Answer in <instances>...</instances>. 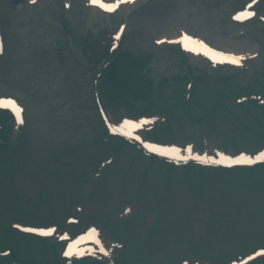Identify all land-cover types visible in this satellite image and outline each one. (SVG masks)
<instances>
[{"label": "rangeland", "instance_id": "rangeland-1", "mask_svg": "<svg viewBox=\"0 0 264 264\" xmlns=\"http://www.w3.org/2000/svg\"><path fill=\"white\" fill-rule=\"evenodd\" d=\"M245 1L247 0H202L200 5H194L191 0H168L165 12L158 16L157 21L152 19L154 21L145 27L139 21V11L132 15H130V11L125 13L123 17L130 15L131 19L128 28L127 50L144 61L142 62L144 74L157 81L148 92V98L144 97L138 101L129 99V103L135 107V110H145L155 104H160L159 101L161 100H168V95L161 96L163 92L159 101L157 98L151 99L164 88L159 89L164 76L170 80L174 74L181 75L185 72L187 68L185 65H190L187 59V62L182 58L180 59L173 49L154 48L151 42L153 38H159L163 35L175 36L177 34L176 29L187 28L206 36L211 42L228 50L254 51L257 47L254 41H248V39L244 41L231 40V34L234 33L232 31L236 29L232 30L229 25L222 24L212 15L213 11L240 7ZM60 7L57 4L41 3L36 10L25 11L15 0H0V18L11 16V11L17 10L18 12L17 18L10 19L7 23L6 29L9 41L11 40V46L8 57L0 61V93L10 95L13 92L25 102L31 119L30 126L25 131L28 132L25 141L32 136L33 142L30 147L34 146L37 141L36 151H42V146L50 147L48 151L51 152L50 162L53 163V167L49 165L47 170L55 177H60L64 173L75 176L86 174L88 169H92V166L98 162L103 152H97L101 142L95 136L99 126L92 103L88 63H86L82 53L78 51L73 37L75 36L78 40L84 33L81 30L84 27L93 31L104 28L112 29L114 22L101 17L95 11L75 10V13L79 15L77 19L74 17L75 15L63 16ZM173 27L175 28L174 31ZM68 30L71 31V34L67 32ZM260 32L264 35V30L258 28L257 33ZM259 46L264 45L260 42ZM249 76L254 75L249 74ZM237 82L244 85L245 79H237ZM105 90L110 91L109 84ZM228 93L230 99H235L241 94L238 87L230 88ZM198 99L201 105H211L205 88L202 89ZM225 105V101L221 102L223 108ZM168 108L169 106L164 104L156 106V110L161 113ZM166 112L170 113L172 117L175 115L172 111ZM206 113L207 117L215 122L216 132L228 136L229 122L225 121L227 116H217L210 111H206ZM184 116L179 118L183 119ZM242 116L247 118L248 114L245 113ZM262 129H264V122L261 120L258 122L254 119L248 130L254 134H260ZM234 132L235 134L226 138L227 145L228 142H237L239 139L246 141L244 143L248 147L252 145L255 148H260L264 145V139L259 141L254 135H248L237 130ZM34 134L37 137L36 141ZM195 134L189 125L182 129L178 138L195 136ZM237 143L239 144V141ZM23 147L25 150H20L19 154H13L10 150L8 153L6 149L2 150L8 154V158L12 157L7 160L14 165L12 174L18 172L17 165L24 168V166L29 167L32 164V153L29 151L30 147L27 146V141ZM81 148L86 149V151ZM65 156L68 157L67 163H62ZM129 156L127 151H123L119 159L120 161L125 160V162L122 161L119 166L111 168L105 178L100 180L99 187L102 198L106 204H112L109 199H112L113 195L118 192L117 196L121 197L120 202H139L137 207L140 210L143 208L141 216L152 211H158L160 222L159 228L153 232L150 231L148 237L140 242L134 241L135 235L133 237L131 233L133 228H137L136 222L122 227L114 221L108 223L113 235L124 241L127 239V244L130 243L131 239L133 240L131 245L133 248L130 246L126 251L128 256L125 264H135L136 262L137 264H152L154 262L151 259L150 249L151 251L158 248L164 250L168 243L170 246H176L178 253L184 254V249H186L187 252H192L193 256L202 253L197 251L200 250V246L207 249L205 252H210L211 243L214 242V245L219 243L227 247L221 257H228L235 251L234 246H231L232 241L246 237L245 234L241 235L245 227L264 228V198L258 199L257 203H254L257 197L247 196L246 188L236 185L231 179L226 180L227 184L223 181L224 179H217L215 176L204 181L189 182L188 177L183 179L180 178V175H176L179 178L171 175L166 177V170L162 167L142 160L139 163L131 164L130 173L120 183V187L123 185L125 188L126 182V192L128 191V193L121 195L120 187L114 182L117 181L118 177L116 173L130 166ZM131 158L133 159V156ZM54 159H58V161ZM194 176L197 177V175ZM105 182H113V184H105ZM144 182L147 183L143 190L138 193L140 198L149 197L152 192L155 196L149 197L151 201L147 199V201L140 202L137 195L131 194L135 193L134 189H137L139 183ZM0 184V196L4 197V194H7L18 199L16 215L19 216L10 217L22 218V221L33 222L34 224H44L48 221L49 216L44 214L51 204H47L45 194L41 191L27 190L16 179L9 189L5 185L6 175L2 173H0ZM151 184L154 186L150 188ZM252 185L258 191L247 192L249 195L254 192L259 195L260 191L264 195V177L254 181ZM222 191H226V193H222ZM233 193H241V197L236 202L231 201L230 196ZM96 195L98 196V194ZM88 196L89 194H85V198ZM224 198L226 200L220 201ZM62 200L63 194H55L52 204L58 205L59 203L60 208L63 209L66 203ZM215 200L226 203V207L220 206L221 208H218ZM36 206L37 210H35ZM41 206L43 208L39 210ZM5 221V217H0V244L6 243V238H4L6 230L3 225ZM198 222L204 223L210 231L200 243H195L190 230ZM247 233L254 235L256 231ZM171 234H173L174 240L168 242ZM8 237L10 238V236ZM244 245L248 246L249 242L244 243ZM13 247L16 258L28 263L54 264L58 255V252L52 248H43L36 243L29 246L22 239L17 244L15 242ZM131 251L132 254L136 255V261L131 255ZM221 260L219 257V261H217L222 263Z\"/></svg>", "mask_w": 264, "mask_h": 264}, {"label": "snow or ice", "instance_id": "snow-or-ice-1", "mask_svg": "<svg viewBox=\"0 0 264 264\" xmlns=\"http://www.w3.org/2000/svg\"><path fill=\"white\" fill-rule=\"evenodd\" d=\"M128 2V0H116V3L113 4H108V3H103L102 0H90V3L93 6H97L99 8H102L103 10H105L106 12H115L116 9L120 6L121 3H125ZM252 5H249V8H251ZM255 15L254 12L251 11H243L240 12L238 15H236L234 17V19H242V18H250L251 16ZM120 32H123V28H121ZM116 40L120 39V34H117L115 37ZM184 42H185V48L189 51H197V48H188L187 42L190 41V37L188 36H184ZM193 44H196L199 46L200 49L204 50V54L207 56H210V58H212L214 61H217L219 63H224V62H228L234 65L239 66L241 64V61L244 59V57H235V56H225L223 53H218L213 51L212 49L208 48L206 45H204L202 42L200 41H191ZM0 107H4V108H10L17 117V120L19 123H23V120L21 118V112L22 109L16 104L15 101L13 100H0ZM152 121H148V120H141L139 122H134L131 120H123L121 125L119 127H112L111 125L109 126L111 128V130L113 132H120L122 135L125 136H129L131 137L132 133L131 129H136L139 128L141 126H143L144 124L147 123H151ZM138 139V137H137ZM146 148H148L149 151L151 152H156L160 155H165V156H171L174 159L177 160H185L186 161V157L181 155V149L176 148V147H170V148H162V147H158L152 144H145L144 145ZM187 152L189 154V157H191L192 159H196V160H200L201 162H206V158H204L202 160L201 157L199 156H192V148L191 146H189L187 148ZM222 160H229V158L227 157H222ZM215 162V161H214ZM257 162H261L264 163V151L259 152L257 155L253 156H246V155H241L238 159L231 161L230 160V165L231 163H235V164H255ZM23 231L25 232H34L40 236H51L53 234V232L55 231V229H37V228H24ZM88 237L89 238H95L98 237V233L96 232V230L93 229H89L88 232ZM62 239H67V237H62ZM84 239V237H80L77 241H75L74 243H69L67 250L64 252V256L66 257H71L73 255H83V253L80 252H74V249L77 248V246L79 245V243ZM94 242L96 244H100L99 239H95ZM100 251L104 252L105 255H108L107 252L104 251L103 246L101 245L100 247ZM259 255H264V252L259 253Z\"/></svg>", "mask_w": 264, "mask_h": 264}]
</instances>
